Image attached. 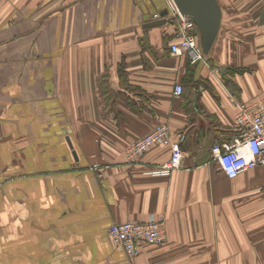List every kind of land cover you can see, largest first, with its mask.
<instances>
[{
    "label": "crops",
    "instance_id": "crops-1",
    "mask_svg": "<svg viewBox=\"0 0 264 264\" xmlns=\"http://www.w3.org/2000/svg\"><path fill=\"white\" fill-rule=\"evenodd\" d=\"M163 11L165 0L0 2V264H264V216L240 199L249 185H230L248 172L229 180L211 155L237 135L232 101L264 98V73L226 85L219 50L214 64L171 55L175 26L146 27ZM161 124L184 136L183 168L155 177L168 147L124 154ZM151 216L165 219L164 243L129 259L109 228Z\"/></svg>",
    "mask_w": 264,
    "mask_h": 264
},
{
    "label": "built area",
    "instance_id": "built-area-1",
    "mask_svg": "<svg viewBox=\"0 0 264 264\" xmlns=\"http://www.w3.org/2000/svg\"><path fill=\"white\" fill-rule=\"evenodd\" d=\"M165 3V18L169 23H174L176 30L174 42L170 45L171 55L185 56L191 65L206 63L194 23L179 13L172 0H165ZM153 18L161 19L158 14ZM174 94L181 96L182 87L176 86ZM232 106L235 110L233 120L237 128L236 137L228 143L215 144L211 148L212 162L229 180L264 166V98L252 103L232 101ZM182 141L183 138L172 136L166 124H161L126 149L125 161L134 163L153 147H168L169 159L149 172L155 177L168 176L172 171L183 168ZM93 167L95 171L100 170L97 165ZM108 236L129 259H136L144 245L164 243L166 222L163 217L151 216L144 222L116 223L109 228Z\"/></svg>",
    "mask_w": 264,
    "mask_h": 264
},
{
    "label": "rangeland",
    "instance_id": "rangeland-1",
    "mask_svg": "<svg viewBox=\"0 0 264 264\" xmlns=\"http://www.w3.org/2000/svg\"><path fill=\"white\" fill-rule=\"evenodd\" d=\"M219 5L223 6L225 22L215 47L220 53L215 68L218 71L214 73L219 75V67L236 69L235 73L248 77L264 73V0H219ZM230 185L236 189L249 185V191L242 192L240 199L248 200L247 204L250 201L255 215L264 216V166L230 181Z\"/></svg>",
    "mask_w": 264,
    "mask_h": 264
},
{
    "label": "water",
    "instance_id": "water-1",
    "mask_svg": "<svg viewBox=\"0 0 264 264\" xmlns=\"http://www.w3.org/2000/svg\"><path fill=\"white\" fill-rule=\"evenodd\" d=\"M179 13L190 19L198 33L199 43L205 57H209L221 27L222 12L219 0H172ZM167 11L160 13L157 21L148 23L146 27H158L167 24ZM225 67L221 68V73Z\"/></svg>",
    "mask_w": 264,
    "mask_h": 264
},
{
    "label": "trees",
    "instance_id": "trees-1",
    "mask_svg": "<svg viewBox=\"0 0 264 264\" xmlns=\"http://www.w3.org/2000/svg\"><path fill=\"white\" fill-rule=\"evenodd\" d=\"M220 6V5H219ZM220 8H221V6H220ZM222 12V11H221ZM221 21H222V19H221ZM170 24H172V25H174V23H170ZM221 28V27H220ZM197 35H198V32H197ZM218 36H219V34H218ZM218 36H217V38H216V41H215V43H214V46H213V48H212V50H211V53H210V55H209V57H207V62H209V63H211V64H214L213 63V61H212V58H213V55H214V51H215V47H216V44H217V40H218ZM237 70L236 69H233V68H230V67H226V70L223 72V74H222V77H223V79H224V82L226 83V85L228 84V76L230 75H233V73H235ZM244 72H246V71H243V73ZM179 138H183V141H184V136L182 135V137H179ZM182 141V142H183ZM181 142V143H182ZM181 145V144H180Z\"/></svg>",
    "mask_w": 264,
    "mask_h": 264
}]
</instances>
